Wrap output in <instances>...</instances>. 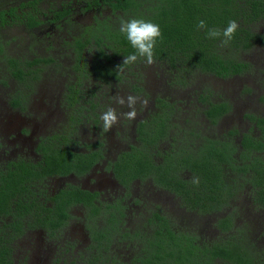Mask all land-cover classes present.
Instances as JSON below:
<instances>
[{
	"label": "trees",
	"instance_id": "obj_1",
	"mask_svg": "<svg viewBox=\"0 0 264 264\" xmlns=\"http://www.w3.org/2000/svg\"><path fill=\"white\" fill-rule=\"evenodd\" d=\"M41 1L10 6L0 12V21L5 22L4 14L23 16L17 25L33 35L32 28L43 24L44 16L51 15L55 23L68 16L64 21L68 34L62 45L64 57L70 59L71 76L62 104L74 123L83 115H97L98 104L93 101L99 95L97 86L136 80L139 66L146 62L138 57L135 63L123 64L136 50L119 30L122 19L159 25L162 37L156 41L154 63L180 87L196 73L220 79L242 76L251 67L241 55L256 45L264 47V33L255 30L264 19V0H69L47 13L38 7ZM21 8L29 9L16 14ZM89 8L92 21L79 23L76 17ZM200 20L206 22L207 29L221 32L231 20H236L239 28L232 40L222 45L223 36L210 39L207 29L197 27ZM54 62V58L37 57L24 62L7 60L10 75L22 86L36 82L41 66ZM130 85L133 91L141 90L139 84ZM208 97L199 96L205 107L202 113L215 125L229 113L230 106L211 102ZM10 103L24 108L22 99ZM157 104L161 112L150 113L136 125L137 145H129L106 165L117 183L127 189L133 181L149 179L174 194L190 212L202 216L223 212L215 223L220 236L203 239L185 229L179 231L156 212L145 222L149 228L143 225L144 229L128 232L122 225L125 208L120 199L104 203L94 189L74 185L49 193L45 184L49 178L85 177L104 157L102 143L86 145L85 152H77L71 147L77 142L70 133H61L38 140L34 150L40 157L37 161L19 157L0 164V264L13 263L14 246L28 231H42L48 238L58 239L76 206L84 210L85 231L90 234L87 264L116 262L107 251L117 235L118 240L133 243V255L121 264H264V245L250 242L234 223L242 196L250 198L264 214V116L246 114L251 125L247 132L233 129L221 139H211L179 128L171 121L174 112L160 109L167 103L157 99ZM164 143L168 148L161 151ZM260 233L264 236V215Z\"/></svg>",
	"mask_w": 264,
	"mask_h": 264
},
{
	"label": "rangeland",
	"instance_id": "obj_2",
	"mask_svg": "<svg viewBox=\"0 0 264 264\" xmlns=\"http://www.w3.org/2000/svg\"><path fill=\"white\" fill-rule=\"evenodd\" d=\"M25 1L28 0H0V12L10 6L17 8L19 3ZM65 1L67 0H48L41 2L38 7L45 12ZM21 11L24 10L21 8ZM20 12L16 11V14ZM255 30L264 33V19L255 25ZM44 31L43 29L31 35L19 25L8 24L4 27L0 24V164L19 157L37 161L39 158L26 150L39 139L54 134L70 133L69 136L77 142V145L71 147L77 152H85L86 145L102 143L104 157L89 175L82 178H49L45 181L47 191L53 194L65 185H74L99 190L104 203L120 199L125 208L122 225L128 232L149 228L145 222L151 213L156 212L168 218L179 231L185 229L203 239H217L220 233L215 228V223L223 212L207 216L190 212L181 206L174 194L157 187L149 179L143 182L133 181L128 189L111 185L109 180L112 176L106 164L119 151L127 150L129 145H137L136 125L150 113L161 112L158 110L157 99L164 100L168 106H161L160 109L174 112L171 121L179 128L213 139H221L233 129L239 133L247 132L251 125L245 119L246 114L264 116V47L256 45L241 55V59L250 64L248 73L229 79L196 73L184 87L173 85L161 66L143 62L139 66L136 80L131 78L128 83L97 86L99 95L103 94L96 100L97 115H83L78 123H74L70 120L71 113L62 104L65 86L71 76L68 66L70 59L64 57L62 43L53 41L54 36ZM7 57L20 62L36 57L54 58L55 62L41 66L42 72L38 74V80L30 86H22L10 75ZM132 83L139 84L141 90L133 91L130 85ZM89 88L95 89L91 85ZM205 94L209 95L211 102H226L230 106L229 113L215 125H210L202 113L205 107L199 96ZM129 95L137 96L141 101L146 99L147 105L138 102L135 105V119L128 120L121 115L119 122L105 132L101 114L109 107L116 109L118 114L128 112L130 109L127 103L120 105L116 100L123 97L126 101ZM15 99L24 101L23 109L10 103ZM174 132L175 130L170 134ZM22 143H25L24 148ZM167 148V143L160 146L161 151ZM238 203L235 226L244 232L250 242L258 246L264 245V236L260 233L263 212L255 208L250 198L245 196L240 197ZM71 214L72 218L58 239H50L38 230L26 232L14 246L12 264H87L91 240L90 234L85 231L84 210L76 206ZM118 236L116 238L120 239ZM132 244L115 239L107 251L117 259L113 264L128 263L133 255Z\"/></svg>",
	"mask_w": 264,
	"mask_h": 264
},
{
	"label": "clouds",
	"instance_id": "obj_3",
	"mask_svg": "<svg viewBox=\"0 0 264 264\" xmlns=\"http://www.w3.org/2000/svg\"><path fill=\"white\" fill-rule=\"evenodd\" d=\"M197 27L200 29H207L206 22L204 20H200ZM238 28V22L236 20H231L223 32L215 28L207 29V35L210 39H219L223 36L221 44L227 45L229 41L232 40ZM119 30L121 33L126 35L131 46L136 50L134 54L125 57L123 64L135 63L138 57L143 58L149 65L154 63V48L156 41L158 38L162 37L158 24L143 19L133 18L127 21L122 19ZM116 102L120 105L127 103L130 110L126 113L118 114L116 109L109 107L106 111H104L101 114L100 119L103 121L102 126L105 132L109 131L119 122L121 115L123 118L128 120L135 119L137 115L135 105L138 102L147 105L146 99L141 101L139 97L133 95H129L126 101L123 97L117 98ZM193 183H198V180H194Z\"/></svg>",
	"mask_w": 264,
	"mask_h": 264
},
{
	"label": "flooded vegetation",
	"instance_id": "obj_4",
	"mask_svg": "<svg viewBox=\"0 0 264 264\" xmlns=\"http://www.w3.org/2000/svg\"><path fill=\"white\" fill-rule=\"evenodd\" d=\"M46 1H48V0H42L41 2H46ZM67 1H69V0H67ZM67 1H65V2H67ZM27 1H25L24 3H26ZM40 2V3H41ZM74 3V2H73ZM87 5H85L84 4V7H86ZM23 10H24V12L26 11V9H29V8H22ZM92 9H88L86 12H85V14H82V15H78L77 17H76V19L79 21V23H81V24H85V23H87V22H90V21H92V17H93V15H92ZM20 12V11H19ZM46 13L47 12H49V10H47V11H45ZM102 14H104V16H105V11L102 13ZM5 16H4V20H5V22L4 23H2L1 21H0V24L1 25H3L4 27H6V25H8V24H10L11 26H14V24H13V19L12 18H14L15 19V22H16V24L15 25H17V23H19L18 21H20V20H22V19H24V17L23 16H19L18 18H16L15 16H10L9 14H4ZM68 17V16H67ZM67 17H64L62 20H59V22H62V23H59V22H52L51 21V19H52V16L51 15H47V16H44L43 17V19H42V21H44V23L43 24H41V25H39L38 27H36V28H32L33 30V34H35V33H38V30L39 29H41L39 32H41V31H43V29L45 30L44 32H46L47 34H50V36H54V40L53 41H57L58 43H62V40L64 39V36L65 35H67L68 34V32L66 31V27L64 26L65 24H64V21H65V19H67ZM57 26H60V29H57ZM35 29V30H34ZM63 44V43H62ZM50 48V46H48V49ZM9 58L7 57V59H6V61L8 60ZM42 72V71H41ZM40 72V73H41ZM68 73V72H67ZM68 84V83H67ZM66 84V85H67ZM91 96H88V98H90ZM101 96L100 95H97V96H95V97H93V101H96L98 98H100ZM97 102V101H96ZM228 114V113H227ZM204 116V115H203ZM205 117V116H204ZM224 117V116H223ZM222 117V118H223ZM207 120V119H206ZM209 122V121H208ZM210 123V122H209ZM210 125H212L211 123H210ZM211 139H213V138H211ZM37 143H38V141H37ZM37 143H35L34 145H32V147L31 146H29L28 147V149L26 150L27 152H30L31 154H34V155H36L38 158H40L39 157V154L38 153H36L34 150H35V148H36V146H37ZM22 146H23V148H24V146H25V143H22ZM119 152H121V151H119ZM23 153V152H22ZM117 155V154H116ZM115 158V157H114ZM25 159V158H24ZM16 160V159H15ZM6 163H8V161L7 162H5L4 164H6ZM111 176H112V179H110L109 180V183L112 185H114V184H116V185H119L118 183H117V181L113 178V175L111 174ZM90 190H93V189H90ZM95 191H97L98 193H99V195H100V199H101V192L99 191V190H95ZM111 200V199H110ZM124 211V210H123ZM117 239V238H116ZM114 244V243H113Z\"/></svg>",
	"mask_w": 264,
	"mask_h": 264
}]
</instances>
